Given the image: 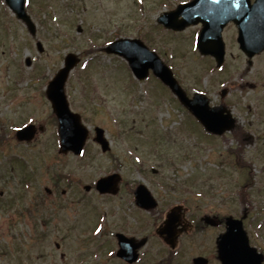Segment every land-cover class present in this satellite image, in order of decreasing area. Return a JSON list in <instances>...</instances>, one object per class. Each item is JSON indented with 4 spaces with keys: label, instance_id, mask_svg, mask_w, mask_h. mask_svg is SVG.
<instances>
[{
    "label": "rangeland",
    "instance_id": "374dc122",
    "mask_svg": "<svg viewBox=\"0 0 264 264\" xmlns=\"http://www.w3.org/2000/svg\"><path fill=\"white\" fill-rule=\"evenodd\" d=\"M179 1L27 0L37 26L32 36L0 0V264H59L56 243L65 252L74 248L73 235L66 231L77 213L48 208L47 235H40L39 219L21 217L25 202L9 205L12 197L26 195L32 203L54 180H76L82 194L108 211L105 199L84 186L114 172L122 175L123 185L147 184L167 205L187 200L216 207L224 217L241 218L246 212L248 229L264 238V54L249 64L230 41L228 51L235 56L226 57L223 71L214 69V61L192 51L187 31L174 35L157 24L158 16ZM121 37L139 38L155 50L190 96L203 92L212 105H225L237 120L235 130L208 135L153 75L137 80L125 60L105 51L108 42ZM69 53L81 60L66 83L70 106L83 116L91 138L96 126L106 131L112 144L108 153L92 139L83 156L58 152L57 124L45 88ZM225 87L229 93L222 99L219 92ZM29 123L46 129L30 144H20L12 128ZM235 132H242V139ZM244 186L247 209L238 194ZM122 198L113 213L132 208ZM33 225L36 230L30 229Z\"/></svg>",
    "mask_w": 264,
    "mask_h": 264
},
{
    "label": "flooded vegetation",
    "instance_id": "af4514ba",
    "mask_svg": "<svg viewBox=\"0 0 264 264\" xmlns=\"http://www.w3.org/2000/svg\"><path fill=\"white\" fill-rule=\"evenodd\" d=\"M191 1L193 0H181L177 5ZM254 2L255 0H251L250 4L253 5ZM235 15L244 17L247 14L238 11ZM203 27L204 25L199 23L185 30L191 38L192 51L200 56L202 55L197 48V41ZM239 35L238 22L231 21L224 27L222 38L226 57L235 56L228 51V43L232 41L238 49L237 56L249 58L240 49ZM202 57L214 60L212 55ZM122 182L117 194L96 196L105 199L108 211H102L98 204L96 207L91 197L82 194V184L76 180H54L50 187L45 189V195L39 196L40 199L34 207L40 212L41 226L36 227L40 230V235H47L44 230V211L48 208L54 211L69 209L70 213H77V217L70 220L67 226L69 231H66L67 234L73 235L74 248L72 252H65L62 244L58 243L59 264H222L218 241L226 231V220L220 210L216 207L209 209L192 205L187 200L167 205L154 194L155 206L143 209L137 204L134 194L135 187L141 183L130 186L128 183L123 185ZM92 191L93 189L90 192ZM121 197L122 202L130 203L132 208L122 214L117 211L113 213V209L118 206L114 203H118L117 200ZM126 199L129 200L125 201ZM67 204L73 205V208ZM80 205L83 208L78 211ZM64 223H60L61 228ZM34 225L30 229L36 230ZM251 246L264 255V242L262 244L252 239Z\"/></svg>",
    "mask_w": 264,
    "mask_h": 264
},
{
    "label": "water",
    "instance_id": "95a60500",
    "mask_svg": "<svg viewBox=\"0 0 264 264\" xmlns=\"http://www.w3.org/2000/svg\"><path fill=\"white\" fill-rule=\"evenodd\" d=\"M202 0H196L194 3H200ZM11 9L17 16L23 20L29 27L32 34L36 33V27L31 19L25 13V0H6ZM249 0L237 2L236 0H212V5L206 8V11L199 9L191 11L194 5L189 4L180 7L176 12L162 15L159 22L167 28L174 30H183L191 23L202 21L204 28L199 39V48L204 54H212L217 58L219 64L223 62V43L220 39V32L229 20H234L239 23L241 28L239 42L242 49L252 57L256 53L264 49V0H257L255 7L247 8ZM238 3L240 9H247L246 17L235 15H226L227 11H232L234 4ZM191 11V12H190ZM190 12V13H189ZM188 13V14H187ZM185 16L186 19L178 20L179 16ZM189 16H193L189 18ZM40 46V45H39ZM42 50L41 46L39 47ZM109 51L112 53L124 56L132 68L133 72L139 79L147 77L150 69L154 70L155 74L171 88V90L180 98L181 102L202 122L209 132L214 134H222L225 131L234 127V120L229 114L225 115L226 111L223 107L210 108L208 99L204 95H196L193 100L189 99L186 93L173 77L172 72L166 67L160 58L140 41L131 39H122L111 45ZM66 66L59 71L55 78L49 83L47 96L53 104L55 113L59 119V132L62 140V152L73 150L79 153L88 138V131L81 123V118L77 114L71 113L65 96V84L69 77L70 71L77 63L75 55L70 54L65 60ZM57 91V99L51 94ZM225 93V92H224ZM69 114L76 118V123L80 128V135L74 140H68L66 136V126L69 123ZM211 114V117H210ZM33 126L27 127L18 132V138L21 140H31L35 135ZM98 137L96 140L103 146V150L108 149V143L104 139V132L97 129ZM118 177H110L99 181L97 187L101 192H116L114 184L117 183ZM111 185L108 180H113ZM138 203L143 207L149 208L152 204L148 198L149 194L145 188H140L137 192ZM227 234L220 242V253L224 264H255L260 263V259L255 257L254 250L250 249L248 240L242 230V223L238 221H230ZM248 252H251L249 255ZM239 253V255H235ZM258 260V261H257ZM257 262V263H256Z\"/></svg>",
    "mask_w": 264,
    "mask_h": 264
},
{
    "label": "snow or ice",
    "instance_id": "6c2138e0",
    "mask_svg": "<svg viewBox=\"0 0 264 264\" xmlns=\"http://www.w3.org/2000/svg\"><path fill=\"white\" fill-rule=\"evenodd\" d=\"M51 94H54L55 99H57V91L54 93H51ZM210 117H211V114H210ZM68 119H69V123L65 129L66 136H67L68 140L74 141L80 135L81 130H80L78 124L76 123V118L72 117L69 114ZM83 154H84L83 152L80 153V155H83ZM97 231H99V229H97Z\"/></svg>",
    "mask_w": 264,
    "mask_h": 264
}]
</instances>
